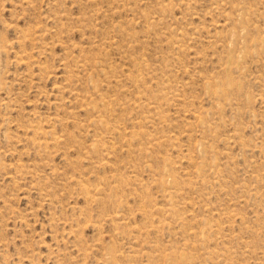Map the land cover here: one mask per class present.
<instances>
[{
	"label": "rangeland",
	"instance_id": "rangeland-1",
	"mask_svg": "<svg viewBox=\"0 0 264 264\" xmlns=\"http://www.w3.org/2000/svg\"><path fill=\"white\" fill-rule=\"evenodd\" d=\"M170 263L264 264V0H0V264Z\"/></svg>",
	"mask_w": 264,
	"mask_h": 264
},
{
	"label": "bare ground",
	"instance_id": "bare-ground-1",
	"mask_svg": "<svg viewBox=\"0 0 264 264\" xmlns=\"http://www.w3.org/2000/svg\"><path fill=\"white\" fill-rule=\"evenodd\" d=\"M228 89V88H227ZM221 93V92H220ZM103 120V119H102ZM99 121V120H98ZM136 134L135 131L133 132V135ZM42 142V141H41ZM44 143V142H42ZM39 144V143H38ZM200 169V168H199ZM163 172V171H162ZM166 177V176H165ZM86 189V188H85ZM87 191V190H86ZM173 203V202H172ZM173 215V214H172ZM111 251V250H110ZM109 253V252H108ZM111 254V253H110ZM111 256V255H110ZM185 257V256H184ZM190 258V257H189ZM171 264V263H170Z\"/></svg>",
	"mask_w": 264,
	"mask_h": 264
}]
</instances>
